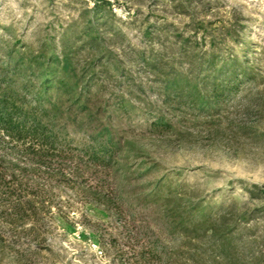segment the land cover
<instances>
[{
	"label": "rangeland",
	"instance_id": "374dc122",
	"mask_svg": "<svg viewBox=\"0 0 264 264\" xmlns=\"http://www.w3.org/2000/svg\"><path fill=\"white\" fill-rule=\"evenodd\" d=\"M24 83L56 143L0 133V264H164L157 193L186 212L170 264H264V0H0V89Z\"/></svg>",
	"mask_w": 264,
	"mask_h": 264
},
{
	"label": "trees",
	"instance_id": "16d2710c",
	"mask_svg": "<svg viewBox=\"0 0 264 264\" xmlns=\"http://www.w3.org/2000/svg\"><path fill=\"white\" fill-rule=\"evenodd\" d=\"M57 64L68 79L74 78V75L71 73L72 64L67 55L57 58ZM231 73L235 76L237 72L232 70ZM64 79H59L60 85L57 86L58 90H61L60 87L65 85ZM41 81L44 89H47L51 80L46 78ZM20 91L24 92V94L30 91L29 85L24 83L18 89H0V133L18 140L29 136L46 145H54L56 143L55 125L51 119L53 116L50 113L54 112L55 119L60 109L56 105L51 110L44 109L41 105L35 108H24L22 105H19L20 103H24V98H22L23 96L20 94ZM77 107L74 110V115L77 118L80 117L83 122L82 124H86V120H91L90 118H92L91 109L85 103L81 104L80 102H78ZM91 123L87 125L91 126ZM96 130L97 134L93 136V141L96 142L100 138H103L106 143H99L97 141L98 145L93 146L94 151L91 154V160L104 168H110L114 164L116 154L123 150L122 145L116 140L117 133L113 130L96 128L92 133H95ZM159 196L157 193L154 204L159 205L162 202L161 206H158L162 213V222L157 227V230L151 231V233L147 230H142L139 233L145 239V242H147V251L144 252L142 248L141 254H146L142 256L144 260H147L146 257H148L149 261L160 260L164 264H170L173 255L170 253L168 246L162 242V237L187 236L188 230L184 222L186 212L182 209L180 200L172 201L169 198L161 200ZM211 231H213V228Z\"/></svg>",
	"mask_w": 264,
	"mask_h": 264
},
{
	"label": "built area",
	"instance_id": "2783aa9c",
	"mask_svg": "<svg viewBox=\"0 0 264 264\" xmlns=\"http://www.w3.org/2000/svg\"><path fill=\"white\" fill-rule=\"evenodd\" d=\"M84 1L89 2V3H96L99 0H84ZM112 7H113V11L115 13H117V14L119 13L120 14L122 12V10L120 8H116L115 5H113Z\"/></svg>",
	"mask_w": 264,
	"mask_h": 264
}]
</instances>
